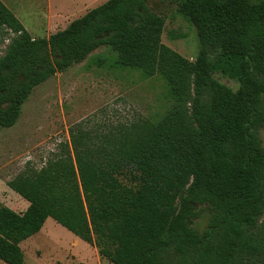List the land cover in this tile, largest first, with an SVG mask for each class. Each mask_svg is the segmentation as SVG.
<instances>
[{
    "label": "trees",
    "instance_id": "trees-1",
    "mask_svg": "<svg viewBox=\"0 0 264 264\" xmlns=\"http://www.w3.org/2000/svg\"><path fill=\"white\" fill-rule=\"evenodd\" d=\"M179 12L196 29L194 61L163 44L149 0H108L49 38H34L0 0L12 35L0 133L37 87L103 46L119 67L162 78L172 102L101 142L72 133L42 169L8 182L29 206L0 205L4 263L25 264L21 244L51 218L112 264H264V0H183ZM198 207L211 214L204 233Z\"/></svg>",
    "mask_w": 264,
    "mask_h": 264
},
{
    "label": "rangeland",
    "instance_id": "rangeland-1",
    "mask_svg": "<svg viewBox=\"0 0 264 264\" xmlns=\"http://www.w3.org/2000/svg\"><path fill=\"white\" fill-rule=\"evenodd\" d=\"M1 1L34 38H49L108 0L87 1L86 6L69 4V0ZM182 1L149 0V5L165 21L163 44L194 61L198 55L197 34L179 12ZM11 37L8 30L0 28V58L6 54ZM116 60L117 54L103 46L34 90L18 123L0 133V205L25 212L29 203L11 192L8 182L27 169H42L62 145L71 142L72 133L82 132L101 142L117 130L155 122L171 107L162 78L146 79L140 71L119 67ZM217 78L226 86L237 87L233 81L219 75ZM260 137L264 146V128ZM197 209L200 218L194 227L204 233L211 214L208 207ZM21 248L25 264H106L96 248L51 218ZM0 264L6 263L0 260Z\"/></svg>",
    "mask_w": 264,
    "mask_h": 264
},
{
    "label": "crops",
    "instance_id": "crops-1",
    "mask_svg": "<svg viewBox=\"0 0 264 264\" xmlns=\"http://www.w3.org/2000/svg\"><path fill=\"white\" fill-rule=\"evenodd\" d=\"M70 1V3L69 4H73V5H78V4H81V5H83V6H86V2L87 1H91V0H69ZM8 189L11 191V189L8 187ZM12 192V191H11ZM101 257V256H100ZM103 260H104V262L106 263V264H109V263H107V262H109L107 259H105V258H103ZM110 264H112L111 262H110Z\"/></svg>",
    "mask_w": 264,
    "mask_h": 264
}]
</instances>
